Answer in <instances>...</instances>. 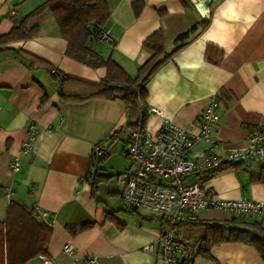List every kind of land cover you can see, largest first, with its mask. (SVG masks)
<instances>
[{
	"label": "crops",
	"instance_id": "obj_1",
	"mask_svg": "<svg viewBox=\"0 0 264 264\" xmlns=\"http://www.w3.org/2000/svg\"><path fill=\"white\" fill-rule=\"evenodd\" d=\"M46 1L0 0V35ZM105 1L110 16L103 29L110 39L93 40L91 47L103 57L110 55L132 77L150 56L142 42L154 31L163 32L165 49L170 51L180 33L207 21L148 79L146 128L153 133L168 119L198 132L199 114L215 93L219 120L212 132L214 152L225 157L242 150L251 129L264 125V0H190L188 8L178 0ZM136 1L141 4L138 15L133 8ZM29 26L38 28L36 36L0 46V222H4L11 200L27 211H45L44 219L32 215L51 228L44 258L52 264H69L73 257L81 264L80 258L85 256H96L97 264H163L153 251L142 248L156 245L164 228L162 219L126 207L122 198L118 176L130 162L107 173L102 163L108 155L99 173L112 177L93 186L90 175L94 169L92 147L109 146L128 118L125 104L119 99L65 100L59 94L60 88L67 94L78 93L84 83H98L106 69L90 67L65 54L67 42L59 35L50 11L31 18ZM208 45L222 50L218 64L206 60ZM17 50L49 63L71 80L61 84L45 68L32 67ZM29 123L38 124L40 130L31 152L22 154L20 145ZM48 124L52 130L45 129ZM207 148V143L199 141L190 156L199 160ZM15 155L20 157V166L12 171L9 163ZM259 163V167H255L257 162L249 168L244 163L225 167L205 185L219 199L250 198L264 203V182L251 180V175L264 173V161ZM114 176L118 183H108ZM199 218L198 223L181 230L197 240V247L203 237L200 222L228 223L233 216L204 209ZM237 221L233 224L240 225ZM66 243L73 245V257L62 253ZM27 264L46 263L38 256ZM192 264H264V258L248 243L226 241L205 253L196 250Z\"/></svg>",
	"mask_w": 264,
	"mask_h": 264
},
{
	"label": "trees",
	"instance_id": "obj_2",
	"mask_svg": "<svg viewBox=\"0 0 264 264\" xmlns=\"http://www.w3.org/2000/svg\"><path fill=\"white\" fill-rule=\"evenodd\" d=\"M178 1L186 8L192 6L190 0ZM133 8L135 14L138 15L141 8L140 2H134ZM46 10L51 12L59 35L67 42L65 54L68 57L93 68L104 67L106 69L104 78L98 83H84V87L78 93L67 94L60 88V96L65 100L72 101H83L90 98L119 99L125 104L127 120L113 134L106 154L95 161L92 166L94 169L90 175L93 186H95L96 183L112 177V175L99 173L100 164L118 142H127L137 125L141 109L146 112L144 114L146 121L148 113L144 107L145 85L150 76L174 52L184 46L196 34L199 27H205L207 21L202 20L187 31L180 33L174 39L175 46L170 51L165 49L163 32L160 29L154 31L142 42L144 48L150 52V56L138 67L136 75L132 77L110 55L103 57L91 47L93 40H99L98 35L104 30L103 26L110 16V10L105 0H47L19 18L8 33L0 35V46L36 36L38 28L29 26V20ZM15 52L22 59L28 61L32 67L45 68L61 84L71 80L63 73L55 71L49 63L21 50ZM221 57L222 50L208 45L205 54L208 62L218 64ZM240 165L241 162L228 164L221 169ZM251 180L264 182V173L258 176L251 175ZM236 220L240 225L233 224ZM200 224L203 226V237L197 247L198 252H208L214 244L239 241L254 246L264 258V220L246 222L241 217H233L228 223L213 220L202 221ZM50 236L51 228L49 226L38 222L32 215V211H27L17 202L11 200L5 220L3 223L0 222V264H27L38 256H46ZM192 259L193 257L185 260L183 264H192Z\"/></svg>",
	"mask_w": 264,
	"mask_h": 264
},
{
	"label": "built area",
	"instance_id": "obj_3",
	"mask_svg": "<svg viewBox=\"0 0 264 264\" xmlns=\"http://www.w3.org/2000/svg\"><path fill=\"white\" fill-rule=\"evenodd\" d=\"M98 39L102 42L110 39L106 30H102ZM152 111H156L152 109ZM150 112L147 110V113ZM141 109L137 125L131 132L123 154L130 165L119 176L122 187V198L126 207L143 209L158 215L164 228L159 232L156 245L147 244L142 248L153 251L163 264H183L191 259L197 250V240L184 236L181 230L199 221L200 212L204 209L223 211L233 217L245 220H264V203L250 198L223 200L216 197L214 191L205 183L225 165L231 164L237 157L250 161H264V125L251 129L246 146L225 157L214 152L212 132L219 120L215 93L209 98L199 114V130L190 132L165 119L155 132L146 128ZM48 124L46 130H52ZM40 126L29 123L25 138L20 145V153H30L32 141L39 132ZM203 141L208 148L201 159L190 156L195 143ZM107 148L101 144L92 147V166L95 161L106 154ZM20 157L15 155L9 168L17 171ZM195 176L191 181L189 177ZM36 215L46 218L47 213L39 208L33 209ZM62 253L73 257L74 247L66 243ZM46 264H52L41 256ZM81 264H97L96 256L80 258ZM73 257L69 264H78Z\"/></svg>",
	"mask_w": 264,
	"mask_h": 264
},
{
	"label": "rangeland",
	"instance_id": "obj_4",
	"mask_svg": "<svg viewBox=\"0 0 264 264\" xmlns=\"http://www.w3.org/2000/svg\"><path fill=\"white\" fill-rule=\"evenodd\" d=\"M123 147H124V145L120 141L116 145L115 150L113 152H111L109 154V156L106 158V160L102 163V165L105 166V168L103 167L104 172L110 173V172H113L117 169L124 168L126 165H128V159L123 154ZM259 166H260V163L257 162L255 167H259ZM245 167L249 168V167H251V165H245ZM108 183H118L116 180V176H114L112 179H110ZM197 231H198V229H197ZM196 237L200 239V236L198 235V233H197Z\"/></svg>",
	"mask_w": 264,
	"mask_h": 264
},
{
	"label": "water",
	"instance_id": "obj_5",
	"mask_svg": "<svg viewBox=\"0 0 264 264\" xmlns=\"http://www.w3.org/2000/svg\"><path fill=\"white\" fill-rule=\"evenodd\" d=\"M239 162L244 163L246 165H255L256 164L255 161H250L247 158H241L240 156L237 157L235 160H233L231 162V164H235V163H239Z\"/></svg>",
	"mask_w": 264,
	"mask_h": 264
}]
</instances>
